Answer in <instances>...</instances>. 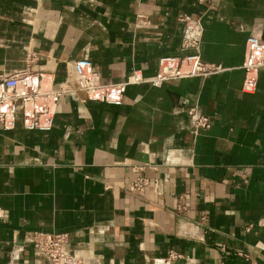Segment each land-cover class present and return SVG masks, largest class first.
Wrapping results in <instances>:
<instances>
[{
	"label": "crops",
	"instance_id": "0c3cea01",
	"mask_svg": "<svg viewBox=\"0 0 264 264\" xmlns=\"http://www.w3.org/2000/svg\"><path fill=\"white\" fill-rule=\"evenodd\" d=\"M198 20L183 48L182 17ZM264 0H0V81L26 69L60 93L45 129H0V264H46L30 240L67 234L84 264H264V65L249 88L248 38ZM198 54L221 72L128 83L121 105L83 90L149 80L162 58ZM197 107L210 130L191 128ZM149 182L130 191L137 179Z\"/></svg>",
	"mask_w": 264,
	"mask_h": 264
},
{
	"label": "built area",
	"instance_id": "2783aa9c",
	"mask_svg": "<svg viewBox=\"0 0 264 264\" xmlns=\"http://www.w3.org/2000/svg\"><path fill=\"white\" fill-rule=\"evenodd\" d=\"M185 25L183 48L197 50L202 38V27L198 20L187 16L179 19ZM264 65V41L250 37L246 43V58L243 65L248 77L249 88L255 84L252 74ZM76 75L82 79L83 90L96 101L121 105V95L128 83H148L153 87H161L165 82L194 77L207 78L221 72L217 66L202 62L198 54L184 58H162L159 60L157 74L146 80L134 73L127 83L111 86L100 84L98 76L92 72V63L82 59L74 63ZM42 76L29 69L16 73L0 81V129L13 130L17 115L22 113L27 130L45 129L39 122L42 115L48 116V126L52 122L51 107L60 97L57 91H45L41 88ZM191 128L196 131L210 130V119L203 115L197 107L187 110ZM149 185L146 179L139 178L130 187L134 193H142ZM34 250L44 258L46 264H84L67 250L69 236L67 234L48 235L35 233L30 240Z\"/></svg>",
	"mask_w": 264,
	"mask_h": 264
}]
</instances>
